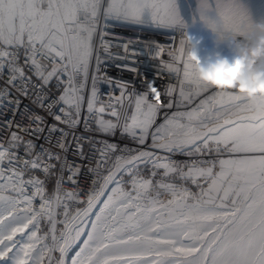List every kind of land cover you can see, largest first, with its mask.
<instances>
[{
  "label": "snow or ice",
  "instance_id": "1",
  "mask_svg": "<svg viewBox=\"0 0 264 264\" xmlns=\"http://www.w3.org/2000/svg\"><path fill=\"white\" fill-rule=\"evenodd\" d=\"M208 11L221 16L225 26L235 19L227 0H195L192 21L198 18L204 23ZM110 23L162 30L173 37L179 33L178 48L170 47L169 60L160 61L170 76L180 77L177 107L190 101L192 93L185 92V84L195 90L196 96L210 93L191 111L171 116L165 113L157 124L161 108L155 101L160 100L161 92L149 81L153 101H149L147 92L136 95L134 110L125 117L121 135L126 134L139 145L150 140L153 150L214 158L201 161L203 167L192 165L184 171L174 163H160L154 151L121 149L136 154L127 159L116 155L101 182L93 180L85 199H80V191L62 192L63 171L69 172L67 182L74 185V177L79 174V166L68 165L65 158L53 197L49 199L45 197V180L35 176L25 179V173L40 170L49 178L56 169L51 161L60 162L61 155L41 145L40 152L33 156L37 144L12 132L7 147L0 142V264H44L46 254L47 264H53L50 254L57 251L60 256L55 264H264V94L253 99L243 94L244 89L232 86L218 91L213 84L200 79L196 62L188 56L192 46L186 39L189 17L183 0H0V78L6 66L9 74L5 87L0 89V102L11 94L10 89L28 95L32 76L26 74L27 66L40 81L33 87L43 89L53 79L58 88L64 85L56 99L45 103L48 97L38 95L37 101L39 107L48 110L62 105L59 113L63 116L51 111L50 114L55 121L75 127L80 123L78 117L85 105L84 92L91 71L87 112L104 113L103 107L95 108L102 60L94 39H99L107 53L109 42L105 37L109 35ZM171 43L174 45L175 41ZM123 47L127 51L126 43ZM160 55L164 53L157 51V56ZM238 71L237 67L229 68L226 75L235 81ZM224 83L218 73L216 84ZM121 87V99L116 103L122 106L126 85ZM174 91L166 87L165 97H171ZM8 103L16 109L20 107L19 99ZM110 107V115L119 122V111ZM165 107H173L171 99ZM73 113L76 119L72 118ZM29 119L34 127L20 124L16 127L29 135L44 131L41 127L44 117L33 114ZM98 124L100 131L115 135L117 123L101 118ZM5 126L11 128V121ZM58 130L55 124L49 127L50 134ZM60 131L62 136L67 135ZM21 146L23 156L16 151ZM55 146L66 151L61 140ZM117 148L105 143L106 151L101 152L97 168L106 164L108 153H115ZM80 154L83 155L82 151ZM42 157L49 163H42ZM149 160L154 168L164 169L165 177L174 174L173 179L190 181L198 192L158 181L155 187L170 194L171 199L166 202L160 199V191L151 195L153 180L139 173V164ZM156 174L153 171L151 176ZM124 175L130 177V190L124 187ZM27 186L33 189L31 193ZM9 190L18 195H4ZM37 198L38 207L34 205ZM68 202L84 206L72 212ZM21 205L24 211L20 210ZM97 205L101 206L95 211ZM55 208L63 209L59 238ZM94 211L95 219L85 233L88 226L84 218ZM38 217H47L50 222L51 246L37 247L49 238L48 234L37 235ZM29 225L32 228L28 242L14 240ZM78 243L82 246L69 259V251ZM12 249L16 251L8 255Z\"/></svg>",
  "mask_w": 264,
  "mask_h": 264
},
{
  "label": "built area",
  "instance_id": "2",
  "mask_svg": "<svg viewBox=\"0 0 264 264\" xmlns=\"http://www.w3.org/2000/svg\"><path fill=\"white\" fill-rule=\"evenodd\" d=\"M109 35L105 39L109 42L108 52L105 53L100 46L99 39H95L96 52L99 53L102 60L101 70L97 74L99 79L97 81L98 87V99L95 104V108L99 109L103 107L104 113L94 111L89 114L87 112V98L89 95V89L91 87V71L89 74L88 88L85 89V105L82 109L78 119L80 123L75 127H69L67 124L55 121L51 112L59 113V108L62 105H56L51 110L47 108L39 107V101H37L38 95H46L48 101L56 99L62 92L64 85L61 84L57 87V81L55 79L45 88L33 87L40 83L39 79L28 70L25 66V72L27 75L32 76V81L29 85L28 95L23 96L15 89H10L11 94L6 97L3 102H0V142L4 143L5 147L8 145V141L11 138L12 132H17L23 136L24 140H32L37 144V148L33 151L32 155L35 156L40 152V147L43 146L45 149L50 150L53 153H59L61 155V161H51L56 164L55 174L49 178H46L44 173L40 170H34L32 172L25 173V179L35 176L39 179L45 180V197L51 199L53 197L54 189L56 186V179L61 175V164L66 158L68 165L79 166V174L74 177L76 185L67 182V176L69 172L65 169L62 175L65 178V182L62 186L63 191L81 192L80 199H85L86 194L92 187L93 180L100 183L102 176L106 175L107 168L115 162L116 155H123L126 159L130 158L131 155H135L136 152L121 151V149H133V150H151L155 152V155L160 157V163H174L177 167L183 168L187 171L189 166H205L201 164V161L213 159L214 157L208 155H192L188 156L181 152H166L163 150H153L150 148L151 141L149 140L145 145H139L129 136L121 135V127L125 121V117L131 115L134 110V102L136 95L149 93V101H153L154 94L150 92L148 82L152 81V86L156 87L161 92L159 101L155 103L160 105L161 112L157 116V124L161 123L164 114L167 113L171 116L176 112H188L196 108L199 105L200 100L204 99L210 93H202L199 96L195 95V90L188 84L184 85L186 93H192L190 101H183L180 107H177V102L180 100L179 87L180 77L170 76L169 73L163 70L160 61H168L169 57L167 53L170 47L179 46L180 34L176 33L175 36L169 35L165 31H157L152 29L140 30L133 27H119L113 24L108 25ZM187 32L196 35L197 37H203V44L197 48L200 57L207 63L209 60H213L219 56L229 57L235 55V50L224 42H221L217 36L206 26H198L189 24ZM175 41L174 45L171 43ZM127 44V51H125L123 44ZM11 50V49H9ZM157 51L164 53V55L157 56ZM42 64H47V61H41ZM20 64L23 65V56L21 54ZM109 78L111 82L109 81ZM9 79V74L6 71L2 78H0V89L5 87V82ZM122 85H126V94L123 98V105L117 104L116 101L121 99ZM166 87L174 88L172 96L166 98L164 95V89ZM218 91H226V88L213 85ZM129 94L131 97L129 98ZM19 99V109L14 108L8 101ZM171 99L173 103L172 108H166L165 104ZM36 101V102H34ZM115 107L120 113V121L117 122L115 118L110 115L111 107ZM132 105V107H130ZM66 111H69L66 108ZM40 115L44 117V124L41 127L44 128L42 133L29 135L28 133L22 132L16 127L17 124L34 127L29 119L30 115ZM73 119L77 117L73 113ZM104 119L105 121L111 120L113 123H117V129L115 135L107 134L99 130V120ZM11 121V128L6 127V122ZM55 124L58 131L49 133V127ZM87 124V127L85 126ZM67 135L62 136L61 131ZM61 140L66 146V151L57 148L56 142ZM105 143L115 144L118 146L115 153H108V160L106 164L97 168V164L101 162V152L106 151ZM16 151L23 156V146L18 148ZM83 153L81 155L80 153ZM167 158L166 160L164 158ZM41 162L44 164L49 161L42 157ZM218 169V167H217ZM216 169V170H217ZM155 171L157 174L155 177L151 176V173ZM139 173L145 178H151L153 180V188L150 190V194L155 196L157 191L161 192L160 199L167 201L171 199L170 194L164 192L163 189L155 187L158 181L164 183H175L177 186L187 187L192 192H195V185L191 184L190 181H182L179 178L173 179L174 174L164 176L163 168H154L152 161L149 160L147 163L139 164ZM126 190L131 189L130 177L124 175L123 177ZM77 185L79 187H77ZM29 193L33 191L31 186H27ZM67 202V201H66ZM40 201L37 198L34 201V205L38 207ZM72 212L75 211L76 207H83L84 205H78L73 202H68ZM24 209V205H21ZM55 207V206H54ZM25 210V209H24ZM56 220L63 217L62 208H55ZM38 220H44L49 222L47 217H38ZM45 227V225H44Z\"/></svg>",
  "mask_w": 264,
  "mask_h": 264
},
{
  "label": "clouds",
  "instance_id": "3",
  "mask_svg": "<svg viewBox=\"0 0 264 264\" xmlns=\"http://www.w3.org/2000/svg\"><path fill=\"white\" fill-rule=\"evenodd\" d=\"M230 8L234 9L233 23L225 26L223 19L216 13L208 11L205 16V26L217 38L235 50L231 58L219 56L207 63L200 57L197 48L203 44V37H197L187 32L186 39L192 46L188 53L190 59L196 62L200 79L209 84L228 88L229 86L244 89L245 95L255 98L264 89V22H255L245 11L239 0H227ZM239 69L235 81L227 76L229 68ZM225 81L216 84L217 74Z\"/></svg>",
  "mask_w": 264,
  "mask_h": 264
},
{
  "label": "rangeland",
  "instance_id": "4",
  "mask_svg": "<svg viewBox=\"0 0 264 264\" xmlns=\"http://www.w3.org/2000/svg\"><path fill=\"white\" fill-rule=\"evenodd\" d=\"M240 6L247 11L251 18L255 21V22H264V0H239ZM183 4L185 7V14L189 17V24L192 25H198V26H205V24L202 21H199V19L197 18L195 20V22L192 21V16L195 12V0H183ZM94 45H95V39H94ZM195 192H198V189L196 187H194ZM4 195H12V196H17L18 194L15 192H12L11 190L4 192ZM99 208H97L95 211H98ZM20 210L24 211V209H22V207L20 206ZM63 217L59 220H57V224H56V229H57V236L59 238L60 232L63 229V225L62 223H60V221H63ZM95 219V212L87 218H84V223L88 226L85 228V233H87L88 231H90V226L91 223L94 221ZM5 223H7V221H5ZM45 225V227H44ZM50 222H46L44 220H39V231L37 232L38 236H44L45 234H48L49 238L47 240H44L41 242V245H38L37 247H41L42 244H48L49 246H51V235H50ZM32 225H29V229L26 230L24 233H17L16 237H14V240H20L22 243H27L28 242V232L31 230ZM85 237H81V240H83ZM5 243H9L8 241H5ZM82 246L81 243H78L76 245H74L72 247V249L69 251L68 253V258L70 259L71 257L74 256L75 252L79 250V248ZM17 247H19V244L17 245ZM16 249H12V252H9L8 255H12L13 252H15ZM52 256L53 259V264H55V260L60 256L59 252H53L50 254ZM5 259H7L5 257ZM47 259H48V255L46 254L45 256V261L44 264H47ZM29 264H31V262H29Z\"/></svg>",
  "mask_w": 264,
  "mask_h": 264
},
{
  "label": "bare ground",
  "instance_id": "5",
  "mask_svg": "<svg viewBox=\"0 0 264 264\" xmlns=\"http://www.w3.org/2000/svg\"><path fill=\"white\" fill-rule=\"evenodd\" d=\"M100 206H101V205H97V208H99ZM94 212H95V211H94ZM94 212H93V213H94Z\"/></svg>",
  "mask_w": 264,
  "mask_h": 264
},
{
  "label": "crops",
  "instance_id": "6",
  "mask_svg": "<svg viewBox=\"0 0 264 264\" xmlns=\"http://www.w3.org/2000/svg\"><path fill=\"white\" fill-rule=\"evenodd\" d=\"M218 170V169H217Z\"/></svg>",
  "mask_w": 264,
  "mask_h": 264
}]
</instances>
